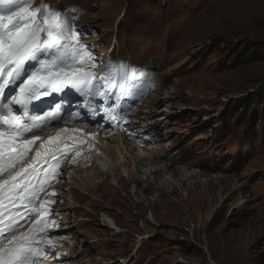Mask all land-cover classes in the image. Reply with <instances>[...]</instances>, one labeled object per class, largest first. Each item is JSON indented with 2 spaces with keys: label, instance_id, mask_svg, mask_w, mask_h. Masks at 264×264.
<instances>
[{
  "label": "rangeland",
  "instance_id": "1",
  "mask_svg": "<svg viewBox=\"0 0 264 264\" xmlns=\"http://www.w3.org/2000/svg\"><path fill=\"white\" fill-rule=\"evenodd\" d=\"M48 1L83 9L78 20L88 34L81 37L98 46L99 54L107 56L114 46L111 59L149 65L146 81L158 78L159 88L147 83L139 101L128 107L130 118L159 117L161 129L158 135L118 137L115 149L128 162L120 171H132L136 159L149 158L151 147L164 145L162 165L199 174L192 188L173 191L158 189L156 180L146 181L142 173L136 186L129 174L120 179L118 172L107 181L106 174L75 171L71 184L80 193L73 196L62 187L72 205L65 212L73 221L67 229L71 247L60 246L67 251L58 260L264 264V0ZM169 93L172 99H165ZM154 97L166 101L158 112L154 105L145 109ZM141 135L154 140L143 147L130 142ZM106 161L114 169L116 159L108 155ZM212 177L213 183H203ZM217 177L223 181L217 183ZM84 181L105 182L101 194L88 197ZM114 222L120 231L111 229Z\"/></svg>",
  "mask_w": 264,
  "mask_h": 264
},
{
  "label": "snow or ice",
  "instance_id": "2",
  "mask_svg": "<svg viewBox=\"0 0 264 264\" xmlns=\"http://www.w3.org/2000/svg\"><path fill=\"white\" fill-rule=\"evenodd\" d=\"M34 2L0 0V264L53 256L60 237L48 232L59 225L49 218L56 201L47 190L59 182L63 160L86 143L65 125L95 119L99 99L102 119L121 127L131 110L122 102L144 77L124 62L97 60L91 49L98 46L82 43L88 33L76 28L81 11Z\"/></svg>",
  "mask_w": 264,
  "mask_h": 264
},
{
  "label": "bare ground",
  "instance_id": "3",
  "mask_svg": "<svg viewBox=\"0 0 264 264\" xmlns=\"http://www.w3.org/2000/svg\"><path fill=\"white\" fill-rule=\"evenodd\" d=\"M95 41H97V39ZM131 92H132V90H131ZM131 92H130L129 95H126L125 97H129L131 95ZM145 94L146 93L144 91L143 96ZM165 96H166L165 99H172V96H170V93L165 95ZM140 97H141V93L138 95L137 99H134V101L132 103L138 102ZM165 99H164V101H162L161 97L160 98L159 97H157V98L154 97L151 102L146 101L145 109H150V107L152 105H154L153 109H156L157 112H158L160 106L163 103L166 102ZM124 104L125 103H123V105ZM128 105L129 104H125L124 107L127 109V108L130 107V106L128 107ZM142 106H143V104H142ZM138 112H140V114H144V113L150 114V113H152V115H153V111H144V110L140 111V110H138ZM130 115H131V113L128 112L127 123L123 124V126H126V127H122V130L124 131L123 134L118 135L117 133H114V132H109L108 133L106 130H109L110 128H115V127H109V125H108L107 128H109V129H106V128L99 129V128H97V125H98L97 123L89 121L87 118H85L86 119L85 124H86V126H88L90 133L86 134V135H82V136L80 134H76L77 138L78 139H82V140L94 141L92 137H95L99 142L102 143V147L108 153V155L112 156L113 158L116 159V163L114 164L115 167H114V169L112 168V173L110 172V174H107V181H110L114 176L117 175L118 172H120L122 174V176H120V179L129 174L128 177L131 179L130 180L131 184L139 186L141 184V182H140L141 179H139V174L142 173L143 175H146V177H145L146 181L153 177L156 180V184H157V188L158 189H161V188L167 187V186H172V188H173L172 190L173 191L176 190V188H181L182 186L186 187V188H189V187L192 188L193 182H195L193 180H195V178H197L199 176V174H195V172L193 173L189 169L186 170L184 168H178V167H176V165L174 163H171L169 165L168 164L167 165H162L164 163H162L163 160L161 158H163V155H165V152L163 151L164 145H161V147H160V145H155L154 147H151L149 149L150 152H151V154H149V158L145 157L146 156L145 155L144 158L140 157V158L136 159L135 160L136 161V165L134 166L132 171L129 172L128 169H126L124 171V173H122L120 171L121 168H126L128 166V162H126L124 160V157H123L122 153H120L119 150L115 149L116 148L114 146L115 143H119L118 140H117L118 137L119 138H121V137L124 138L123 135L126 134L125 137H127V136L128 137H134L133 139H135V138L140 136V134H142L145 131L150 133V134H152L154 132H157V135H158V132L161 129L160 122L157 120V119H159V117H157V116H154L152 121H150L151 120L150 118L152 116L148 120L142 121V120L145 119L144 117H142L140 115H137L135 113V114L132 115L133 117L130 118L129 117ZM77 123H80V122L76 121V124ZM141 137H142V135H141ZM122 138H121V140H122ZM146 138H149V139L152 138V140H154V137H152V136H146ZM105 145H107V147ZM114 150L120 153V155L117 158L115 157V151ZM140 155H142V154H140ZM70 158H71V161H70L69 164H67L65 166L64 172L68 173V171H70V170H73V171L88 170V171H96L98 176L102 175V173L100 172L99 168L94 163L83 164V163L77 162L78 160H76L74 157H70ZM106 159H107V157L105 158L103 164L105 165L106 168L110 169L111 167H109V165L107 164ZM73 160H75V162H73ZM145 160L146 161L148 160V161L146 163H144ZM130 162H131V164H133L134 161L131 160ZM155 165H157L156 166L157 168H155L154 171H151L149 173L148 169H150L151 167H154ZM174 167H176V168H174ZM143 170L144 171L148 170V171L146 173H144ZM63 177H65V175H63ZM212 179H214V177H212L210 179L207 178L203 183L205 184V183L208 182L210 184L212 182ZM222 179H223L222 177H217V179H216L217 183H221L223 181ZM73 180H74V182L76 181V179H74V178H73ZM142 181H143V179H142ZM71 183H72V181L69 182V183H66L64 186H60V184H61V182H60L58 184L57 188L61 189L62 187L63 188L66 187V189L69 190V193L71 195H73V196L78 194V193H80L79 190L75 186H73V184H71ZM86 183H87V188H86L87 196L91 198V197H94L97 194L98 195L101 194L102 184H104L105 182L84 181V184H86ZM198 186L199 187L202 186L201 183H199ZM195 188H196V186H195ZM207 192L212 194L213 190L209 189ZM59 198L66 199L62 194H59L57 197H55L57 203H59V202H61L63 200V199L61 200ZM72 200H74V199L72 198ZM97 203H98V201H97ZM69 206H72L71 203H68L66 205L57 204V205L54 206V211L67 212V211H69L71 209ZM79 207H81V206H79ZM151 216H152L153 220L156 223L159 224V222H157V217L155 216V214L153 212H151ZM106 218H107V220H109L107 216H105V219ZM64 219H66V218H64ZM68 225H69L68 228H72L73 227V223L72 224L68 223ZM110 225H111V223H110ZM112 225L116 226L117 224H116V222H114ZM63 229H67V227H65ZM51 233L52 232L49 231L48 235H51ZM57 249L59 250L58 254L61 255L62 252L64 250H66L67 248H64V247L59 248L58 247ZM59 256H58V258H56V260H54V262L59 259ZM61 257H64V256L61 255ZM65 259H70V257H68V258L65 257Z\"/></svg>",
  "mask_w": 264,
  "mask_h": 264
}]
</instances>
